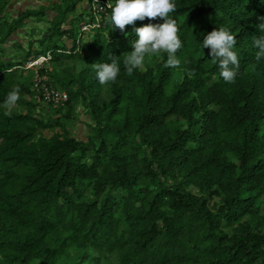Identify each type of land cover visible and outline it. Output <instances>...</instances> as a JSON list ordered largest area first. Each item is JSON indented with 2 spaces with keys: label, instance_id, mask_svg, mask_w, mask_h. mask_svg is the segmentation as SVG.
<instances>
[{
  "label": "trees",
  "instance_id": "16d2710c",
  "mask_svg": "<svg viewBox=\"0 0 264 264\" xmlns=\"http://www.w3.org/2000/svg\"><path fill=\"white\" fill-rule=\"evenodd\" d=\"M10 1L0 0V43L49 23L35 56L52 58L38 75L69 99L35 97L30 58L0 62V264H264V2L175 0L181 66L160 53L128 74L134 28L162 18L122 32L110 8L79 41L83 0H49L12 21ZM216 28L237 40L234 83L201 46ZM113 60L117 82L101 86L94 63Z\"/></svg>",
  "mask_w": 264,
  "mask_h": 264
},
{
  "label": "clouds",
  "instance_id": "9594fccd",
  "mask_svg": "<svg viewBox=\"0 0 264 264\" xmlns=\"http://www.w3.org/2000/svg\"><path fill=\"white\" fill-rule=\"evenodd\" d=\"M264 2V0H262ZM176 11L175 0H115L111 6V15L108 18L112 29L118 28L122 32L126 25H135V21L162 18L163 23L146 24L135 27L138 38L131 42V51L124 60V69L128 74L143 68L146 58L160 53H167L166 67L178 68L182 61L178 50H182L183 43L179 35V28L169 17ZM259 30L264 32V17H260ZM236 38L224 28L214 29L208 33L202 43V48H209L211 57L215 58L219 69V76L226 83H234L240 68V61L235 51ZM259 49L257 58H264V40H256ZM96 79L101 86L117 82L121 72L120 65L115 61L94 63ZM193 75V73H189ZM20 99V89H13L7 96L9 106H14Z\"/></svg>",
  "mask_w": 264,
  "mask_h": 264
},
{
  "label": "crops",
  "instance_id": "0c3cea01",
  "mask_svg": "<svg viewBox=\"0 0 264 264\" xmlns=\"http://www.w3.org/2000/svg\"><path fill=\"white\" fill-rule=\"evenodd\" d=\"M42 5L41 0H11L5 16L12 21L27 10L37 9ZM86 8L88 9V5ZM41 23L30 21L27 26L16 29L4 43H1L3 47L0 46V62L12 61L22 64L26 58L35 56L41 39Z\"/></svg>",
  "mask_w": 264,
  "mask_h": 264
},
{
  "label": "built area",
  "instance_id": "2783aa9c",
  "mask_svg": "<svg viewBox=\"0 0 264 264\" xmlns=\"http://www.w3.org/2000/svg\"><path fill=\"white\" fill-rule=\"evenodd\" d=\"M89 14L85 16V19L81 22L79 41L84 40L87 36L93 33L96 29L100 28L103 24L104 18L107 17L109 9L112 6L110 0H87ZM52 54L39 55L31 57L25 67L36 70V88L38 93H43V98L37 94L35 97L41 101L54 104V106L64 105L68 99V93L51 88L47 85V77L43 79L38 75V69L43 67L46 62L51 60Z\"/></svg>",
  "mask_w": 264,
  "mask_h": 264
},
{
  "label": "rangeland",
  "instance_id": "374dc122",
  "mask_svg": "<svg viewBox=\"0 0 264 264\" xmlns=\"http://www.w3.org/2000/svg\"><path fill=\"white\" fill-rule=\"evenodd\" d=\"M41 1H42L43 4H47V5H49V3L47 2V1H49V0H41ZM83 2H84V3H83ZM83 2L78 3V5H77V11H76V13H75V17L78 16V15H80L81 12L83 11L84 7L87 6V0H86V1L83 0ZM51 16H54L53 13H51ZM50 18H51V17H50ZM41 25H42L41 28L43 29V32H44V33L47 32V27H48L49 23H47V22L45 21V22H42ZM55 41H56V37H53V38L49 39V40L46 42L45 46H47L48 44H49V45H50V44H53ZM0 46H1V48H2V47H3V44L0 43ZM39 48H40V45H39ZM83 118H84V117H83ZM75 133H76L79 137L84 138V136L87 134V128L84 126V124H80V127L77 128V129H75Z\"/></svg>",
  "mask_w": 264,
  "mask_h": 264
},
{
  "label": "flooded vegetation",
  "instance_id": "af4514ba",
  "mask_svg": "<svg viewBox=\"0 0 264 264\" xmlns=\"http://www.w3.org/2000/svg\"><path fill=\"white\" fill-rule=\"evenodd\" d=\"M86 1V0H85ZM83 2V1H82ZM84 3V2H83Z\"/></svg>",
  "mask_w": 264,
  "mask_h": 264
}]
</instances>
